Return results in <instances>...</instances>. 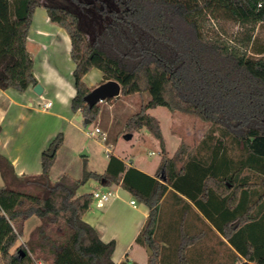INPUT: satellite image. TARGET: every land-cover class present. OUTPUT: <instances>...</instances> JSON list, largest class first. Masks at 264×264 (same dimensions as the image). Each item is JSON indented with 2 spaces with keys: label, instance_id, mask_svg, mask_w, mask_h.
<instances>
[{
  "label": "trees",
  "instance_id": "obj_1",
  "mask_svg": "<svg viewBox=\"0 0 264 264\" xmlns=\"http://www.w3.org/2000/svg\"><path fill=\"white\" fill-rule=\"evenodd\" d=\"M37 8H44L70 38L76 90L71 111L90 123L97 120L100 105L89 108L84 101L93 90L84 81L92 69L100 70L105 82L117 81L123 96L148 93L150 101L128 120L127 129H146L159 142L162 158L154 177L112 155L103 174L84 170L80 180L64 174L54 182L56 155L49 158L46 153L60 148L62 133L43 153L40 175H17L0 154L6 182L0 187V264H114L115 242L103 243L84 221L93 196H79L78 190L90 180L119 185L149 208L137 242L153 252L150 264H160L161 252L168 249L160 244L157 224L159 207L170 192L186 202L185 212L195 208L247 256L236 243L233 226L264 225V57L257 59L224 39L207 36L203 23L222 17L242 26L264 24V0H0L2 90L24 93L38 84L27 48ZM244 41L247 47L251 36ZM256 54L264 55V48ZM157 107L210 124L202 148L190 153L180 146L169 156L161 123L148 113ZM32 217L40 225L18 246ZM201 237L180 235L176 264H190L188 250ZM248 261L264 264V251L255 249Z\"/></svg>",
  "mask_w": 264,
  "mask_h": 264
},
{
  "label": "rangeland",
  "instance_id": "obj_2",
  "mask_svg": "<svg viewBox=\"0 0 264 264\" xmlns=\"http://www.w3.org/2000/svg\"><path fill=\"white\" fill-rule=\"evenodd\" d=\"M40 12L44 11L40 8ZM37 19L34 26L37 27L39 22ZM204 32L209 37L221 38L234 46H239L243 50H247L249 55L260 59L264 55H258L256 52L264 48V24H258L255 27L252 25L242 26L239 23L225 18H209L203 23ZM246 36H251L250 44L245 47ZM50 53H64L60 47H51ZM87 84L86 80H84ZM105 83L104 80L100 84ZM96 84V83H94ZM99 84V85H100ZM97 85V86H99ZM88 86V85H87ZM97 86L93 87L96 88ZM150 101V95L134 94L123 96L114 99L112 102L100 103V113L94 123L86 124L85 118L81 113L72 122L65 125V140L56 153V158L51 170V179L56 181L60 176L67 174L74 179H82L84 170L89 172L103 173L105 164L109 160V156L136 157L140 162L148 165H156L161 158L162 153L157 141L149 134L146 129L131 132L134 136L130 140H125L124 136L129 132L127 129L128 120L136 114L142 107ZM43 107H40V109ZM148 113L157 118L161 123V130L167 144V150L170 155L181 146L183 150L190 153H195L197 149L202 148L204 140L208 139L211 134V125L203 123L195 116L182 113H171L165 107H157L148 110ZM44 121L40 118L30 119L25 122H20L22 128L21 133L15 138L10 145L13 151L15 148H20V158L22 161H34L36 150L42 137L44 136L43 127ZM99 128L102 134H105L106 140L103 141L100 136L99 140H94L88 136V132ZM140 132V133H139ZM213 138L218 139L217 133L213 134ZM214 140V141H215ZM213 142V141H212ZM228 143V141H227ZM180 147V148H181ZM232 145H230V148ZM109 150V153L106 152ZM234 155H239V149L231 148ZM24 152V154H23ZM84 153L87 156H82ZM153 153V154H152ZM0 154L1 150H0ZM16 151L14 155H16ZM204 154V153H203ZM251 180L255 181V177L251 176ZM6 185L5 180L0 174V187ZM93 185H98L97 190L108 192L110 189L106 185L96 183L92 180L88 181L81 187L80 193H90L96 188ZM17 188L26 192H38L31 187L18 186ZM177 199L172 192L166 196L164 202L159 207V219L157 224V232L160 239H164L168 232V249L161 252L160 264H176V248L178 232L185 224L188 226L197 227L200 230H207L209 224L200 216L197 210L191 207L185 212V204ZM91 207L96 209L93 202ZM32 217L25 224L28 229L33 228L39 219ZM35 221V222H34ZM208 240H202L188 250V258L190 264H216L227 263L226 244L220 237L215 239V236H207ZM17 245H22L23 239H19ZM147 253V249H146ZM148 254V253H147Z\"/></svg>",
  "mask_w": 264,
  "mask_h": 264
},
{
  "label": "crops",
  "instance_id": "obj_3",
  "mask_svg": "<svg viewBox=\"0 0 264 264\" xmlns=\"http://www.w3.org/2000/svg\"><path fill=\"white\" fill-rule=\"evenodd\" d=\"M40 11V8H37L35 11L28 34L27 48L34 61V75L38 84L43 88L42 95L39 96L34 92V86L28 88L24 93L17 92L13 89H0L1 155H4L11 161L15 172L19 176L40 175L42 173L43 153L49 149L52 141L59 133L63 134L64 142L65 125L69 124V126H71L74 119L78 116V113H80H73L71 111V100L75 97L76 90L73 85L72 75L75 64L70 57V38L62 28L50 21L45 9L39 13ZM37 19L39 20V24L35 27L34 23ZM36 24L37 23H35V25ZM51 47H60L63 49L64 53H50L49 50ZM84 80H86V82L88 80V87L93 88L101 83L103 74L98 69H92ZM45 100L52 101L53 105L50 109H40V107H37L38 101L45 102ZM35 118H40L44 121V136L37 147L34 161H22L19 156L22 152L21 149L15 148V150L12 151L10 145L21 133L20 129L22 126L20 122ZM157 143L159 145L158 141ZM15 151L17 153L16 155H14ZM166 151L169 156L174 155L169 154L167 144ZM116 157L125 162L128 167H133L151 177L155 176L161 162L160 160L156 165H148L147 163L140 162L133 156L132 158L122 156ZM108 163L109 160H107L105 164L103 173L106 171ZM92 181L100 183L95 180ZM101 185L104 184L101 183ZM93 187L96 188V190L90 193H80V188L78 190V195L93 194L94 192L100 191L97 190L98 185H93ZM108 187L110 189L108 192H101L111 193L112 197L110 201L103 208H98L96 206V209H93L90 207L84 216V221L96 229L103 243L115 242V249L112 255L114 264H150L149 256L146 253V246L137 242V238L148 219L150 212L149 208L121 186L111 185ZM131 201H135V205H132ZM256 223L257 222L253 224L237 223L233 226L234 235L236 234V243L246 252L247 256H242L235 246L221 236L227 249L228 261L226 264H256V262L248 261L254 256L255 249L264 251V225H257ZM39 225L40 221L31 229H28L25 225L23 235L20 238L24 240L22 241L23 244L29 239L31 232ZM239 232L241 235H238ZM183 233L190 235L202 233V237L197 243L202 240H208V238H206L208 235H214L215 239L220 237L219 232L210 224L207 230H200L192 226L184 227V229L179 230L178 239ZM164 234H166V237L161 239L160 244L167 248L166 244H168L169 238L168 232H164Z\"/></svg>",
  "mask_w": 264,
  "mask_h": 264
},
{
  "label": "water",
  "instance_id": "obj_4",
  "mask_svg": "<svg viewBox=\"0 0 264 264\" xmlns=\"http://www.w3.org/2000/svg\"><path fill=\"white\" fill-rule=\"evenodd\" d=\"M121 85L114 80L107 81L105 83L100 84L96 88H94L88 95L85 96L84 101L89 106V108H93L95 105H98L102 102H106L111 99H115L121 95ZM34 92L41 96L43 93V88L40 84L34 86ZM86 124H90V121L85 119ZM132 134L128 133L124 136L125 140L132 139ZM57 148L53 147L50 151L46 153L47 157L53 158L56 155ZM82 156H87L84 153ZM148 256L151 257L153 252L151 251L150 247L146 246Z\"/></svg>",
  "mask_w": 264,
  "mask_h": 264
},
{
  "label": "built area",
  "instance_id": "obj_5",
  "mask_svg": "<svg viewBox=\"0 0 264 264\" xmlns=\"http://www.w3.org/2000/svg\"><path fill=\"white\" fill-rule=\"evenodd\" d=\"M52 105L53 103L50 100H45V102H41V101L37 102V107L43 106L44 109H50ZM87 134L94 140H99L100 136L102 137L103 141L106 140L105 134H102L99 128H95L94 131L88 132ZM106 152L109 153V150L106 149ZM92 196H93V202L96 204V206L98 208H103L110 201L112 194L104 193V192H94ZM131 204L135 205V201H131Z\"/></svg>",
  "mask_w": 264,
  "mask_h": 264
}]
</instances>
